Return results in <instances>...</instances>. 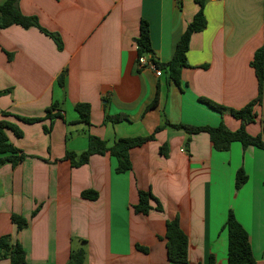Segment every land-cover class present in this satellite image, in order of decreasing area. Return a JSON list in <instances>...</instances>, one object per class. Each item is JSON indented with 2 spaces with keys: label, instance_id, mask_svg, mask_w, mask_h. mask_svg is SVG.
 <instances>
[{
  "label": "crops",
  "instance_id": "0c3cea01",
  "mask_svg": "<svg viewBox=\"0 0 264 264\" xmlns=\"http://www.w3.org/2000/svg\"><path fill=\"white\" fill-rule=\"evenodd\" d=\"M18 7L57 33L62 49L36 27L0 30V92L8 91L0 96V120L22 132L16 138L7 131V137L26 155L14 168L0 167V237L18 242L27 264H66L71 250L81 246L85 264H174L167 260L165 222L178 217L188 238L186 264H227L223 225L231 211L255 264H264L263 150L235 142L229 151L217 152L207 134L193 135L187 144L183 131L167 127L129 151L131 170L124 174L116 173L109 154L93 155L78 168L63 160L66 152L86 151L88 135L111 147L118 139L152 134L164 120L239 129L238 120L199 98L234 110L255 99L250 62L264 47V0H205L207 25L191 36L189 67L181 70L179 85L149 69L137 71L134 40L140 20H146L153 57L170 61L198 11L195 0H19ZM63 71L61 88L57 80ZM157 88L158 104L146 111ZM54 103L52 114L58 117L52 121L26 124L16 118H43ZM77 104L90 107L89 126L80 122ZM255 113V122L245 128L251 136L262 131L264 84ZM106 114L128 120L105 123ZM162 146L167 158L160 154ZM240 170L246 181L236 190ZM84 191H94L97 199H83ZM139 192L151 193L162 211L151 201L148 215L136 214ZM12 215L28 222L20 232ZM0 264L9 260L2 258Z\"/></svg>",
  "mask_w": 264,
  "mask_h": 264
},
{
  "label": "trees",
  "instance_id": "16d2710c",
  "mask_svg": "<svg viewBox=\"0 0 264 264\" xmlns=\"http://www.w3.org/2000/svg\"><path fill=\"white\" fill-rule=\"evenodd\" d=\"M198 5V11L194 14L192 20L186 25L181 37L177 41L172 58L166 63H160L153 57L151 46V37L149 24L146 20L141 19L139 24V33L135 38L137 59L135 62L137 71L142 70L139 66L138 60L141 57H147L155 67L161 71L162 76L168 82H173L176 85L180 83V74L183 68L189 67L187 63V52L189 49V42L193 33L200 32L206 28L207 21L204 15L205 0H195ZM19 0H3L0 2V30L7 28L11 25H19L23 28L36 27L45 35L51 37L55 42L58 49H62V41L57 33L50 32L40 26L35 16L24 15L18 7ZM8 59L11 55L8 53ZM250 67L253 69L257 80V95L255 99L245 105L243 108L234 110L228 109L223 106L217 105L207 99L199 98V102L205 104L211 110L219 113L220 115H229L240 122V127L236 131H230L223 123L217 127L210 126H189V125H171L167 120L163 124L155 128L152 134L144 137L122 138L118 139L111 147H107L106 143L97 137L88 135V148L81 154L73 152H66L63 160L69 161L71 167L78 168L86 165L93 155L109 154L116 160L115 171L118 174H124L131 170V163L129 160V151L133 148L141 147L147 142L153 141L155 135L165 128H172L181 130L187 135V144L190 137L200 133H205L209 137V142L212 148L217 152L229 151L231 145L235 142L240 143L243 147L253 146L257 149L264 151V141L262 134H264V121L260 120L261 134L251 136L246 132V126L252 124L256 120L255 108L261 105L263 97V84H264V47L257 48L250 62ZM65 71H63L57 80L59 87L64 88ZM8 93V91L0 92V96ZM159 100V91L156 90L155 96L151 103L146 107V111L155 108ZM57 108L54 103L45 111L43 118H22L16 117L18 120L26 124H34L42 122L43 120L52 121L58 115H53L52 111ZM75 111L80 117V122L89 126L90 107L87 104L75 105ZM4 116L9 114L4 113ZM128 117L123 114L116 116L105 115L104 122H121L127 121ZM7 131L13 133L16 138L22 137V132L13 124L6 120H0V167L5 164H10L11 167H16L25 158L20 150L15 148L8 140ZM45 132H49L45 129ZM160 154L167 158L168 154L166 146L160 148ZM246 176L242 170L236 174L235 189L238 190L245 183ZM81 197L86 200L97 199V193L94 191H84ZM156 203V210L161 212L162 207L159 202L149 192L138 193V203L133 207L136 214L148 215L152 209L150 202ZM39 212V207L32 212L31 218H34ZM11 221L16 225L18 232L23 230L28 222L25 218L17 215L11 216ZM223 230L227 233V264H255L252 254L251 246L247 239L246 233L241 225L235 219L233 213L228 211L226 221L223 225ZM165 245L167 260L174 264H186L188 262V238L182 231L179 225L178 217L165 222ZM85 243V242H83ZM136 249L140 252L146 253L147 249L136 245ZM9 260V264H27L26 252L18 242H12L9 236L0 237V259ZM86 251L83 246L78 249L71 250L66 264H85ZM211 263L213 257L209 260Z\"/></svg>",
  "mask_w": 264,
  "mask_h": 264
},
{
  "label": "built area",
  "instance_id": "2783aa9c",
  "mask_svg": "<svg viewBox=\"0 0 264 264\" xmlns=\"http://www.w3.org/2000/svg\"><path fill=\"white\" fill-rule=\"evenodd\" d=\"M138 62H139V66H140L141 68H143V69H149V70L153 71L154 74H155L157 77H161V76H162L161 71L158 70V69L155 67V65H154V64H153V63H152L147 57H145V55H144V57H141V58L138 60Z\"/></svg>",
  "mask_w": 264,
  "mask_h": 264
}]
</instances>
